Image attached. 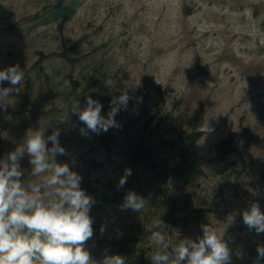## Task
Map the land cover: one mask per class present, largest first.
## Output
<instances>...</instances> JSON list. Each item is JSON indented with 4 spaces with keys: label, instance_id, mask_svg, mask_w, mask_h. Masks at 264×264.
Here are the masks:
<instances>
[{
    "label": "rangeland",
    "instance_id": "rangeland-1",
    "mask_svg": "<svg viewBox=\"0 0 264 264\" xmlns=\"http://www.w3.org/2000/svg\"><path fill=\"white\" fill-rule=\"evenodd\" d=\"M14 64L25 79L0 108V158L29 128L61 130L56 162L75 161L94 201V260L151 264L160 216L173 244L211 224L232 264H254L264 233L242 213L264 212V0H0V70ZM124 88L142 102L115 117L121 127L82 136L73 105L90 96L107 116ZM21 168L27 180V156ZM129 191L144 210H120Z\"/></svg>",
    "mask_w": 264,
    "mask_h": 264
},
{
    "label": "clouds",
    "instance_id": "clouds-1",
    "mask_svg": "<svg viewBox=\"0 0 264 264\" xmlns=\"http://www.w3.org/2000/svg\"><path fill=\"white\" fill-rule=\"evenodd\" d=\"M24 79L25 72L19 64L0 70V85L4 82L11 85L0 86V108L7 110L6 101L14 92L21 91L18 86ZM127 89L113 96L107 116L101 114L103 105L90 96L83 108L76 102L71 111L84 125L79 133L90 138L111 128L119 129L121 125L115 117L129 110L130 101L134 108L142 102V98L130 95ZM60 135L59 128L48 136L44 129L29 128L15 149L0 158V264H125L126 258L119 254L105 255L102 261H96L85 248L94 235V221L89 214L94 201L81 187L83 177L73 170L75 161L71 167L56 162L57 156L68 155L61 146ZM25 156L31 165L27 180L22 179L21 168ZM131 175V169H125L118 187H123ZM148 201L129 191L119 207L122 211L131 209L139 213ZM242 218L250 231L264 233V212L258 203L245 209ZM152 227L148 239L153 248L147 256L151 264H232L229 242L211 224L201 225L202 236L178 238L175 244L163 232L168 226L160 216L152 221ZM104 231L102 226L101 232ZM261 261L264 246L257 247L254 264Z\"/></svg>",
    "mask_w": 264,
    "mask_h": 264
}]
</instances>
